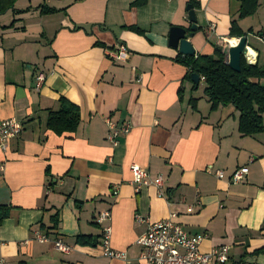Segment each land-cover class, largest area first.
I'll use <instances>...</instances> for the list:
<instances>
[{
    "label": "crops",
    "instance_id": "0c3cea01",
    "mask_svg": "<svg viewBox=\"0 0 264 264\" xmlns=\"http://www.w3.org/2000/svg\"><path fill=\"white\" fill-rule=\"evenodd\" d=\"M139 1L16 0L0 15V123L21 125L0 148L3 264H148L135 244L147 224L136 217L158 222L171 214L189 235L205 236L200 252L229 246L226 264H264L256 253L264 250V132L241 136L232 105L211 111L204 80L195 85L184 56L169 46L171 28L191 33V5L195 57L234 45L236 21L246 62L264 69V0L243 19L240 0ZM120 46L127 58L115 61ZM61 98L79 110L75 133L47 129ZM108 121L129 127L114 147ZM132 165L162 177L163 197L154 187L135 190ZM238 169L247 174L232 184ZM105 212L109 218L98 223ZM105 227L111 249L125 259L103 255ZM35 231L69 253L39 243Z\"/></svg>",
    "mask_w": 264,
    "mask_h": 264
},
{
    "label": "trees",
    "instance_id": "16d2710c",
    "mask_svg": "<svg viewBox=\"0 0 264 264\" xmlns=\"http://www.w3.org/2000/svg\"><path fill=\"white\" fill-rule=\"evenodd\" d=\"M16 0H0V15L13 7ZM144 2L141 0L135 5ZM238 19L255 14L258 0H240ZM45 13L54 10L46 9ZM244 34L231 22L230 38H241ZM189 70L204 80V95L210 103V110L215 111L221 105H232L239 112L238 132L243 137H253L264 132L262 114L264 113V69L250 65L244 57L240 58V71L234 72L229 67L227 49L214 47L210 56H184L180 60ZM80 122L79 110L64 98L59 100V110L50 113L47 129L56 135L75 133ZM8 216V209L0 207V224ZM54 228V227H53ZM256 253L264 254V250Z\"/></svg>",
    "mask_w": 264,
    "mask_h": 264
},
{
    "label": "built area",
    "instance_id": "2783aa9c",
    "mask_svg": "<svg viewBox=\"0 0 264 264\" xmlns=\"http://www.w3.org/2000/svg\"><path fill=\"white\" fill-rule=\"evenodd\" d=\"M170 1V0H167ZM213 28V26H212ZM221 48L226 49L232 46L229 43H220ZM115 61H123L127 58L126 51L123 46L119 47L117 53L112 55ZM140 79V76H137ZM44 81L43 75L36 77V87L40 88ZM110 132L107 140L114 147L117 145V138L119 134H127L129 127L124 126L116 129L113 124L107 122ZM21 132V125L15 119H8L0 123V148L5 150L7 142L16 138ZM130 172L133 177V184L135 190L138 191L144 187H154L158 190V196L163 197L161 187L163 184L162 177L157 176L151 178L150 175L136 165L130 167ZM209 174H212L210 169L207 170ZM215 176L218 179L223 178V173L216 171ZM247 174V170L238 169L230 177L232 184H239L243 181L244 176ZM116 193V192H114ZM187 213H192L193 208L188 207ZM109 218V213L105 212L99 215L97 222L102 223ZM175 215H170L168 219L149 222L147 219L136 217L139 223L147 224L146 231L140 235L135 244L141 248L139 259L148 264H226L228 262V255L230 251L229 246H219L212 249L208 253L200 252V245L205 239L204 235H189L183 228L174 222ZM104 236L102 241L103 255L108 259L123 260L125 254L122 252H116L110 247V235L111 228H104ZM33 237L39 243H52L53 248L63 254H67L70 248L60 241H51L47 235L40 231L33 232ZM0 264H3L0 259Z\"/></svg>",
    "mask_w": 264,
    "mask_h": 264
},
{
    "label": "water",
    "instance_id": "95a60500",
    "mask_svg": "<svg viewBox=\"0 0 264 264\" xmlns=\"http://www.w3.org/2000/svg\"><path fill=\"white\" fill-rule=\"evenodd\" d=\"M186 11L188 15V21L192 24L190 28L191 33L187 34L182 28L173 27L169 32V46L177 48L179 53L183 56H195V51L193 50L189 39L193 37V32L196 30V19L191 5L186 6ZM246 37H241L234 45L229 46L227 49L229 56V67L234 72L240 71V58L245 56L246 53ZM200 77L196 74L191 75V81L197 85L199 83Z\"/></svg>",
    "mask_w": 264,
    "mask_h": 264
},
{
    "label": "bare ground",
    "instance_id": "6f19581e",
    "mask_svg": "<svg viewBox=\"0 0 264 264\" xmlns=\"http://www.w3.org/2000/svg\"><path fill=\"white\" fill-rule=\"evenodd\" d=\"M231 43H234V41H231ZM251 53V52H250Z\"/></svg>",
    "mask_w": 264,
    "mask_h": 264
}]
</instances>
